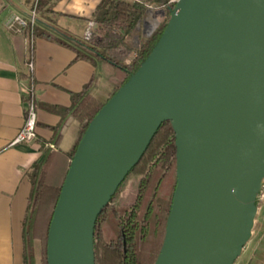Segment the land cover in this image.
Masks as SVG:
<instances>
[{
    "label": "water",
    "instance_id": "obj_1",
    "mask_svg": "<svg viewBox=\"0 0 264 264\" xmlns=\"http://www.w3.org/2000/svg\"><path fill=\"white\" fill-rule=\"evenodd\" d=\"M165 120L176 182L154 264H234L264 185V0L174 4L149 55L77 144L46 264H95L96 219Z\"/></svg>",
    "mask_w": 264,
    "mask_h": 264
},
{
    "label": "trees",
    "instance_id": "obj_2",
    "mask_svg": "<svg viewBox=\"0 0 264 264\" xmlns=\"http://www.w3.org/2000/svg\"><path fill=\"white\" fill-rule=\"evenodd\" d=\"M57 0H36L37 14L46 16L52 12ZM154 7L165 10V18L155 31L139 43L137 48L128 45L132 31L142 19L146 7L127 0H100L92 18L96 28L89 39L78 38L57 26L54 32L38 24L22 28L25 35L44 37L72 48L77 58L86 59L103 66L105 77L113 85L110 97L129 79L146 59L160 37L174 7L169 0H148ZM35 0L30 1L33 8ZM37 22V21H36ZM133 55L127 62L126 59ZM90 80L80 92L72 94L70 111L80 123L74 147L63 152L57 142L43 162L33 167L30 174L33 191L29 198L24 221L23 264H36L34 242L40 244V264H46V242L49 223L59 192L68 170L70 160L89 121L104 103L91 96ZM170 121H163L139 161L98 215L93 236L95 264H154L163 243L166 219L172 193L175 188V144ZM130 176L137 177L134 197L117 202V195ZM259 206V202L256 201Z\"/></svg>",
    "mask_w": 264,
    "mask_h": 264
},
{
    "label": "crops",
    "instance_id": "obj_3",
    "mask_svg": "<svg viewBox=\"0 0 264 264\" xmlns=\"http://www.w3.org/2000/svg\"><path fill=\"white\" fill-rule=\"evenodd\" d=\"M31 0H0V264H23V232L33 167L57 147L68 152L77 140L80 123L72 115V94L92 80L91 96L104 103L113 85L101 63L76 57L75 51L44 37L31 38L6 22L18 15L27 18ZM100 0H57L52 12L37 15L41 28L57 26L85 38L96 24L92 15ZM32 60L33 71L27 63ZM33 87L37 112L36 139L12 145L24 124V92ZM40 245L34 242L36 264ZM246 264V263H245Z\"/></svg>",
    "mask_w": 264,
    "mask_h": 264
},
{
    "label": "rangeland",
    "instance_id": "obj_4",
    "mask_svg": "<svg viewBox=\"0 0 264 264\" xmlns=\"http://www.w3.org/2000/svg\"><path fill=\"white\" fill-rule=\"evenodd\" d=\"M148 9L151 11V13L145 10L143 17L138 24V28H134V30L132 31V36L127 42L128 45L133 48H137L141 41L149 37L148 33L150 31H147V28L152 21L156 22V25L154 27L156 29L165 18V15H162L160 12V10L163 9L162 7H154L150 5L147 10ZM93 32L101 35V32L98 31L97 28H95L92 33ZM132 57L133 55L131 54L126 59V61L128 62ZM137 181V177L134 176H130L127 178L126 182L122 185V188L117 195V202L129 201L134 197L137 187ZM245 263L264 264V203L259 202V206L251 230L250 239L244 246L240 256L234 262V264Z\"/></svg>",
    "mask_w": 264,
    "mask_h": 264
},
{
    "label": "built area",
    "instance_id": "obj_5",
    "mask_svg": "<svg viewBox=\"0 0 264 264\" xmlns=\"http://www.w3.org/2000/svg\"><path fill=\"white\" fill-rule=\"evenodd\" d=\"M132 2H138L143 4L147 8L152 5L148 0H127ZM178 0H169V3L175 4ZM36 0L33 5V8H31L29 15L27 18L20 17L18 15H13L7 22L6 25L13 29V30H22L23 27L26 25H30L31 27L36 23L37 21V12L35 10ZM153 6V5H152ZM140 22V21H139ZM139 22L137 24H139ZM155 31V28H153L148 35H151ZM92 35V32H87L85 35V39H89ZM32 41V37H31ZM28 71L32 73L33 71V63L32 60L27 63ZM24 112H25V120L22 128L17 133L16 137L12 141V145L15 144H21V143H31L36 139V123H37V112L35 107V100H34V94H33V87H30L24 92ZM258 202L264 203V185L262 190L260 191L258 195Z\"/></svg>",
    "mask_w": 264,
    "mask_h": 264
},
{
    "label": "bare ground",
    "instance_id": "obj_6",
    "mask_svg": "<svg viewBox=\"0 0 264 264\" xmlns=\"http://www.w3.org/2000/svg\"><path fill=\"white\" fill-rule=\"evenodd\" d=\"M150 13H151V11L150 10H148ZM150 13H149V15H150ZM152 15V14H151ZM149 20V19H148ZM155 25H156V22L155 21H152L151 23H150V25H149V27L147 28L148 30L147 31H151L154 27H155Z\"/></svg>",
    "mask_w": 264,
    "mask_h": 264
}]
</instances>
